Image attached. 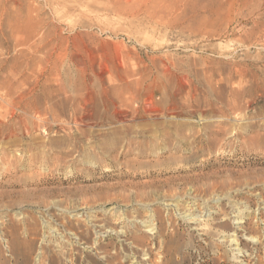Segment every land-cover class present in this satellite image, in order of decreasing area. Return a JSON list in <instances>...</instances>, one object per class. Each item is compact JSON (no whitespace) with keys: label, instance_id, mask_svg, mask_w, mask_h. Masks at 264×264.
Returning <instances> with one entry per match:
<instances>
[{"label":"rangeland","instance_id":"obj_1","mask_svg":"<svg viewBox=\"0 0 264 264\" xmlns=\"http://www.w3.org/2000/svg\"><path fill=\"white\" fill-rule=\"evenodd\" d=\"M0 264H264V0H0Z\"/></svg>","mask_w":264,"mask_h":264},{"label":"bare ground","instance_id":"obj_2","mask_svg":"<svg viewBox=\"0 0 264 264\" xmlns=\"http://www.w3.org/2000/svg\"><path fill=\"white\" fill-rule=\"evenodd\" d=\"M256 11V10H255ZM150 75V74H149ZM152 75V74H151ZM131 77L133 75L131 74ZM149 80V77L147 75L141 74L138 79H136L133 82H130L129 84H126V90L127 92H124L123 98L129 102H142L143 104L146 102L148 104H153L154 103V98L156 95L163 94L161 85H160V80H158L157 76L153 79H150V84L146 88V84L148 83L147 81ZM163 81V80H162ZM129 82V81H128ZM162 83V82H161ZM122 87V86H121ZM123 88V87H122ZM91 89V88H90ZM89 89V90H90ZM88 90V89H87ZM123 91V89H121ZM196 92V91H195ZM122 93V92H120ZM119 93V94H120ZM168 93V92H167ZM192 93V91L190 92ZM89 95V94H88ZM191 95V94H190ZM97 96V95H95ZM170 96V95H169ZM120 97V96H119ZM169 99V98H168ZM172 101V100H171ZM174 101V100H173ZM195 102V101H194ZM163 103V102H162ZM192 104V103H191ZM191 106V105H190ZM189 106V107H190ZM196 106V105H195ZM191 108V107H190ZM156 109V108H155ZM197 110V109H196ZM145 111V110H144ZM192 111V110H191ZM196 112V111H195ZM191 113V112H190Z\"/></svg>","mask_w":264,"mask_h":264}]
</instances>
